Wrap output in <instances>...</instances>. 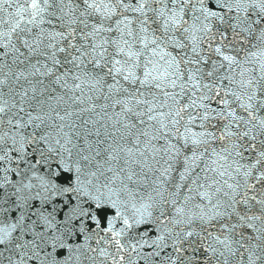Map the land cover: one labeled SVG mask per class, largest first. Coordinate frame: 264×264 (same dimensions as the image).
Listing matches in <instances>:
<instances>
[{"label":"snow or ice","instance_id":"6c2138e0","mask_svg":"<svg viewBox=\"0 0 264 264\" xmlns=\"http://www.w3.org/2000/svg\"><path fill=\"white\" fill-rule=\"evenodd\" d=\"M0 264H264V0H0Z\"/></svg>","mask_w":264,"mask_h":264}]
</instances>
